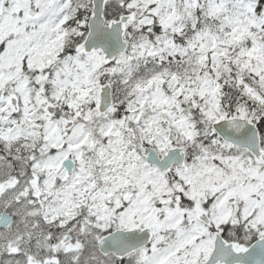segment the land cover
<instances>
[{
    "label": "snow or ice",
    "instance_id": "1",
    "mask_svg": "<svg viewBox=\"0 0 264 264\" xmlns=\"http://www.w3.org/2000/svg\"><path fill=\"white\" fill-rule=\"evenodd\" d=\"M0 264H264V0H0Z\"/></svg>",
    "mask_w": 264,
    "mask_h": 264
}]
</instances>
